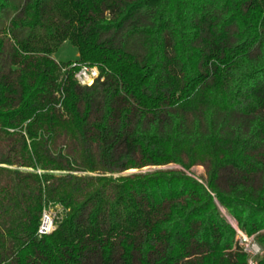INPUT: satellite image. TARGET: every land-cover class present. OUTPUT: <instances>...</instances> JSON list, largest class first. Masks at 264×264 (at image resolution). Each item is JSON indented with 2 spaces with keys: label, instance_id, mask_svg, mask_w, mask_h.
<instances>
[{
  "label": "trees",
  "instance_id": "trees-1",
  "mask_svg": "<svg viewBox=\"0 0 264 264\" xmlns=\"http://www.w3.org/2000/svg\"><path fill=\"white\" fill-rule=\"evenodd\" d=\"M236 228L264 264V0H0V264H248Z\"/></svg>",
  "mask_w": 264,
  "mask_h": 264
},
{
  "label": "built area",
  "instance_id": "built-area-1",
  "mask_svg": "<svg viewBox=\"0 0 264 264\" xmlns=\"http://www.w3.org/2000/svg\"><path fill=\"white\" fill-rule=\"evenodd\" d=\"M72 66H75L73 64ZM99 77L96 68L80 67L75 74V79L80 85L90 86ZM235 227V225H234ZM54 230V216L51 208L43 211L41 221L38 227L37 234L39 236L49 235ZM236 239L242 251L249 255L248 264H255L254 259L262 255V250L259 245L254 241L253 237H248L242 234L237 228Z\"/></svg>",
  "mask_w": 264,
  "mask_h": 264
},
{
  "label": "rangeland",
  "instance_id": "rangeland-1",
  "mask_svg": "<svg viewBox=\"0 0 264 264\" xmlns=\"http://www.w3.org/2000/svg\"><path fill=\"white\" fill-rule=\"evenodd\" d=\"M53 58L57 62H74L77 59V53H76V50L74 48H72L68 43H65L62 46V48L57 53H55L53 55ZM143 170L144 171L149 170V168H145ZM133 172H137V171L132 170V171H128L127 173H133ZM191 173L197 179H204V170L201 167L193 168L191 170ZM219 210H220L223 217H225L228 221H230L231 223L234 224L232 218L230 216H228V214L222 208H220ZM52 213L54 216V226H55V224L58 222V220H60L62 218V212L57 211V210H55V211L52 210ZM242 234H244V233L242 232Z\"/></svg>",
  "mask_w": 264,
  "mask_h": 264
}]
</instances>
